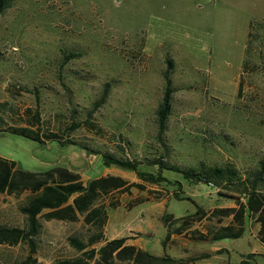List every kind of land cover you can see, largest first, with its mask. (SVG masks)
<instances>
[{
  "label": "rangeland",
  "instance_id": "374dc122",
  "mask_svg": "<svg viewBox=\"0 0 264 264\" xmlns=\"http://www.w3.org/2000/svg\"><path fill=\"white\" fill-rule=\"evenodd\" d=\"M168 69L174 93L159 137L156 109ZM105 89L106 101L94 109ZM36 111L41 134L77 144L4 132L1 156L31 171L68 167L85 183L118 175L144 185L101 199L108 215L103 239L92 247L127 237V244L182 264H264L260 224L248 215L240 238L198 241L187 233L163 243L165 213L179 217L199 205L209 216L193 229L231 224L232 216L212 212L245 202L244 190L190 183L173 171L163 174L176 183L152 184L105 166L95 152L140 161L155 173L147 163L160 157L185 168L233 165L253 178L264 158V0H9L0 13V126H28ZM29 194H0V225L26 227L19 206ZM40 223L36 264L81 255L69 238L87 242L97 232L82 218L41 216ZM28 255L26 243L0 244V264Z\"/></svg>",
  "mask_w": 264,
  "mask_h": 264
},
{
  "label": "trees",
  "instance_id": "16d2710c",
  "mask_svg": "<svg viewBox=\"0 0 264 264\" xmlns=\"http://www.w3.org/2000/svg\"><path fill=\"white\" fill-rule=\"evenodd\" d=\"M8 4L9 0H0V13L4 12ZM164 78L166 84L163 97L156 109L159 137H162L166 130L174 93L169 69L165 71ZM107 97L108 89H105L95 103L94 109L104 103ZM94 109L91 111L92 113ZM34 119L35 121L25 127L2 129L0 126V134L4 132L20 134L43 144H45L44 138L57 141L61 145L77 144L69 139H61L54 132L41 134L39 129H36V127L39 128V111H36ZM86 123L92 128L96 127L90 120H86ZM77 126L79 124H74V127ZM95 152L98 155L101 154L105 166H117L133 171L140 180L152 184L176 183L163 174L164 171H173L180 173L183 179L190 183L203 182L217 187L219 190L221 188L244 190L245 202L239 200L237 207L217 208L212 212L213 216L217 214L232 216L231 224L207 227L204 230L193 229L196 222H201L209 216L199 205H196L194 212L179 217L165 213L162 217L167 229L164 244L172 235L187 233L190 234V238L198 241L215 242L226 238H240L246 229V215L255 218L256 222L260 224L259 238L264 243V192L262 191L264 188L261 187L264 181V158L260 161L259 168L252 178L251 176L244 177L233 165L203 166L197 169L185 168L169 163L160 157L147 163L157 166L158 172L155 173L141 169L142 162L140 161L117 157L110 152ZM177 183L180 187L181 181ZM132 187L144 188V185L138 182L129 183L118 175L99 176L85 183L79 172L68 167L55 165L43 171H31L24 169L16 160L0 155V194L30 192L26 202L19 206V210L26 217V227L0 225V244L26 243L30 247V255L16 264H36L37 259L32 254L36 252V238L41 229L40 217L43 216L47 220L64 221H77L82 218L85 224L95 226L97 232L91 235L87 242L76 236L70 237V244L82 252L81 255L59 259L52 264H117V261H130L134 264H182L170 257L158 256L133 244H127V237L109 239L99 249L92 247L102 241L103 228L108 215V211L104 209L103 205H99V202L115 191H126ZM176 198L189 199V197L183 198L179 194H176ZM112 205L115 206L114 203ZM248 255L252 256L254 253ZM246 262L243 260L242 264H246Z\"/></svg>",
  "mask_w": 264,
  "mask_h": 264
},
{
  "label": "water",
  "instance_id": "95a60500",
  "mask_svg": "<svg viewBox=\"0 0 264 264\" xmlns=\"http://www.w3.org/2000/svg\"><path fill=\"white\" fill-rule=\"evenodd\" d=\"M87 153L89 154V152L87 151Z\"/></svg>",
  "mask_w": 264,
  "mask_h": 264
},
{
  "label": "crops",
  "instance_id": "0c3cea01",
  "mask_svg": "<svg viewBox=\"0 0 264 264\" xmlns=\"http://www.w3.org/2000/svg\"><path fill=\"white\" fill-rule=\"evenodd\" d=\"M112 239V238H111Z\"/></svg>",
  "mask_w": 264,
  "mask_h": 264
}]
</instances>
